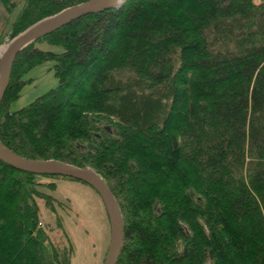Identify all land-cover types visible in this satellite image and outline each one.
Here are the masks:
<instances>
[{
    "label": "trees",
    "instance_id": "16d2710c",
    "mask_svg": "<svg viewBox=\"0 0 264 264\" xmlns=\"http://www.w3.org/2000/svg\"><path fill=\"white\" fill-rule=\"evenodd\" d=\"M19 1L11 37L94 0ZM45 62L57 87L10 112ZM0 143L105 181L117 264H264V0H125L36 39L15 57ZM60 179L88 185L0 161V264H69L39 224Z\"/></svg>",
    "mask_w": 264,
    "mask_h": 264
},
{
    "label": "rangeland",
    "instance_id": "374dc122",
    "mask_svg": "<svg viewBox=\"0 0 264 264\" xmlns=\"http://www.w3.org/2000/svg\"><path fill=\"white\" fill-rule=\"evenodd\" d=\"M12 1L13 5L6 6L0 0V50L15 37H11L12 24L23 6L22 1ZM35 46L43 51L62 52L61 48L45 43ZM53 66V62H45L22 78L30 83L23 87L19 99L10 105V112L24 108L57 87ZM55 184V191L41 189L55 198V212L37 200L39 224L46 231L50 245L68 253L69 264H104L111 221L102 198L93 188L80 182L60 179Z\"/></svg>",
    "mask_w": 264,
    "mask_h": 264
},
{
    "label": "water",
    "instance_id": "95a60500",
    "mask_svg": "<svg viewBox=\"0 0 264 264\" xmlns=\"http://www.w3.org/2000/svg\"><path fill=\"white\" fill-rule=\"evenodd\" d=\"M96 1L75 5L52 16L45 17L10 40L0 56V106L9 86L15 57L19 52L34 43L36 39L50 32L87 15L118 10L125 2V0H104L93 5L92 3ZM0 161L21 172L55 174L75 178L90 185L102 198L111 221L110 243L104 264H117L124 242V222L121 209L105 181L93 169L78 168L55 160L25 159L12 154L6 148L4 150L0 149Z\"/></svg>",
    "mask_w": 264,
    "mask_h": 264
},
{
    "label": "bare ground",
    "instance_id": "6f19581e",
    "mask_svg": "<svg viewBox=\"0 0 264 264\" xmlns=\"http://www.w3.org/2000/svg\"><path fill=\"white\" fill-rule=\"evenodd\" d=\"M102 1H104V0H97L96 2H93L92 4L95 5V4H98V3L102 2ZM5 48H6V46L0 50V56L3 53V51L5 50ZM0 149L4 150L3 146L1 145V143H0Z\"/></svg>",
    "mask_w": 264,
    "mask_h": 264
}]
</instances>
